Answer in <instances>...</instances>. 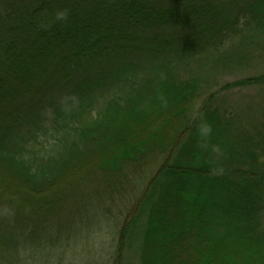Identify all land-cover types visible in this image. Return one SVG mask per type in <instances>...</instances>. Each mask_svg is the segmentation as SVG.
<instances>
[{"label":"trees","instance_id":"trees-1","mask_svg":"<svg viewBox=\"0 0 264 264\" xmlns=\"http://www.w3.org/2000/svg\"><path fill=\"white\" fill-rule=\"evenodd\" d=\"M263 47L264 0H0V264H264Z\"/></svg>","mask_w":264,"mask_h":264},{"label":"rangeland","instance_id":"rangeland-1","mask_svg":"<svg viewBox=\"0 0 264 264\" xmlns=\"http://www.w3.org/2000/svg\"><path fill=\"white\" fill-rule=\"evenodd\" d=\"M263 54H264V47H263ZM259 63H261V62H259ZM247 67H246V70L244 72H239L236 76H231V77H227L224 79L221 78L219 80V85L221 86L222 84L230 83V82L234 81V79L237 77H242L244 75L245 76L256 75V74H260L262 71L264 72V58L262 60V64L254 65L253 68H250V69H247ZM193 69H195V66L193 67ZM181 72L184 73L183 70ZM218 88H220V87L216 86L213 90H217ZM256 91L257 90L244 91L242 94H245V95L247 94V95L255 97L256 94H258ZM236 94H238V92L234 93V91H232L229 93H225L226 96H236ZM222 96H224V94H222ZM237 100L239 102L238 97H237ZM256 100L258 103L257 106H261V108H264V97L256 98ZM175 125H176V123H175ZM163 161H164V159L159 160V164L156 163V164H152V165L148 166L145 171L147 173L152 172L151 174H149V176L153 175L156 172V170L158 169V167L160 166L161 162H163ZM149 176L147 177L146 182L149 181V179H150ZM146 182H141L140 184H138V186L142 187V186L146 185ZM125 221L126 220H121V224L124 223ZM106 231H107V234H106ZM97 232H101L102 235L100 234L101 237H100L99 241L102 243V245H104V247L107 250L103 251V249L100 247V244H98L97 242L96 243L94 242V245L93 244L90 245V243L88 242V243H86L84 248H80L74 252L75 257H73V260L75 262L78 260L81 264H108L109 263L106 261L108 260V258H110L111 255H108L109 253H106V252L111 251V250H109L110 249L109 247L112 246V244H111L112 236L110 234L118 236L120 230L116 231V230H113L112 228L110 229V226L102 225V230L97 229ZM137 246H138V244H134L133 249L130 250L128 254H126V262H123V264H140ZM58 261L59 260L56 258V259H52L51 261H45L42 264H50V263L56 264ZM69 264H70V262H69ZM109 264H111V263H109Z\"/></svg>","mask_w":264,"mask_h":264}]
</instances>
